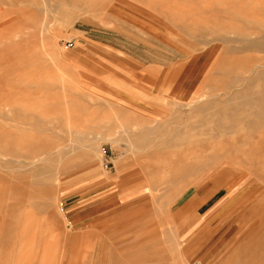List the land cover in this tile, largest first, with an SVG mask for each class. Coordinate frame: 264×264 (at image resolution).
<instances>
[{"label": "rangeland", "instance_id": "1", "mask_svg": "<svg viewBox=\"0 0 264 264\" xmlns=\"http://www.w3.org/2000/svg\"><path fill=\"white\" fill-rule=\"evenodd\" d=\"M0 264H264V0H0Z\"/></svg>", "mask_w": 264, "mask_h": 264}, {"label": "crops", "instance_id": "2", "mask_svg": "<svg viewBox=\"0 0 264 264\" xmlns=\"http://www.w3.org/2000/svg\"><path fill=\"white\" fill-rule=\"evenodd\" d=\"M181 74H182V72L177 77V79L174 81V85L172 87V90H173L174 86L178 83V81L180 80ZM98 207H100V204H97V207L95 209V212H97V213H99L98 210H97ZM93 210L94 209H92V208L85 207V209H81V210L77 211L78 213L74 216V219H78V218H81V220L85 219V218L87 219L89 217L88 215H90ZM101 212H102V210H101Z\"/></svg>", "mask_w": 264, "mask_h": 264}, {"label": "bare ground", "instance_id": "3", "mask_svg": "<svg viewBox=\"0 0 264 264\" xmlns=\"http://www.w3.org/2000/svg\"><path fill=\"white\" fill-rule=\"evenodd\" d=\"M196 146V145H195ZM201 146V145H200ZM196 148H197V146H196ZM45 161V160H44ZM33 162H35V161H33ZM225 210H228V208L227 207H225L224 209H223V211H225ZM219 217V216H218ZM216 221V220H215ZM214 224V222L212 223V225Z\"/></svg>", "mask_w": 264, "mask_h": 264}, {"label": "built area", "instance_id": "4", "mask_svg": "<svg viewBox=\"0 0 264 264\" xmlns=\"http://www.w3.org/2000/svg\"><path fill=\"white\" fill-rule=\"evenodd\" d=\"M105 166H107V165L105 164Z\"/></svg>", "mask_w": 264, "mask_h": 264}]
</instances>
